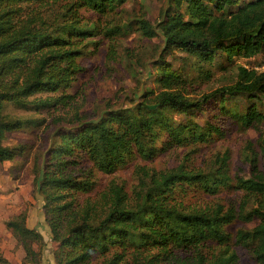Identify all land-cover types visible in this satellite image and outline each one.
I'll return each instance as SVG.
<instances>
[{
	"label": "trees",
	"instance_id": "obj_1",
	"mask_svg": "<svg viewBox=\"0 0 264 264\" xmlns=\"http://www.w3.org/2000/svg\"><path fill=\"white\" fill-rule=\"evenodd\" d=\"M126 1L0 0V162L22 157L27 150L23 144L4 145L7 134L42 122L11 116L5 112L7 105L40 109L71 98L61 92L30 99L38 93H58L75 79L80 70L78 46L96 33L94 26L84 23L81 11L105 14ZM230 7L233 10L226 12ZM135 22L143 36L162 39L155 78L159 90H146L143 99L131 109L102 115L93 127L84 129L83 121L56 127L49 146L33 161L36 191L42 198V231L28 226L29 215L25 211L5 222L24 251L21 264H41L47 247L45 237L57 243L51 250L55 264H86L95 253L104 254L115 242L125 243L134 235H138L142 246L190 249L194 264H235L234 255L226 254L224 248L233 241L249 249L255 264H264V171L260 168V162L264 163V112L256 104L263 101L264 69L238 65L232 84L191 97L182 89L184 75L163 58L172 49L208 63L218 54L228 60L260 54L264 51V0H167L159 21L142 17ZM121 32L117 24L105 30L108 36ZM225 96H244L253 103L240 115L231 114L224 106ZM214 104L218 113L210 116L212 120L205 127L192 120L178 122L172 116H189ZM219 114H231L243 129L251 128L259 134L256 144L246 141L233 177L226 169L227 157L208 173L182 165L160 171L137 165L134 204L128 205L123 186L114 181L102 195L103 215H99V202L95 200L86 198L78 203L75 193L89 192L93 186L88 173L79 177L69 169L79 163V153L87 154L98 165L104 160L121 162L127 156L151 161L168 145L187 141L203 144L214 135L223 136L221 122H214ZM161 136L163 146L158 145ZM244 172L249 176L243 177ZM190 187L207 195L233 187L253 196L255 205L246 210L248 201L242 200L239 209L225 208L218 202L190 208L173 199L177 188L185 191ZM236 219L257 223L250 229H238L232 236L226 226ZM209 242L223 249L219 254L205 253ZM0 264L11 263L0 255ZM104 264L118 262L112 257Z\"/></svg>",
	"mask_w": 264,
	"mask_h": 264
},
{
	"label": "rangeland",
	"instance_id": "obj_2",
	"mask_svg": "<svg viewBox=\"0 0 264 264\" xmlns=\"http://www.w3.org/2000/svg\"><path fill=\"white\" fill-rule=\"evenodd\" d=\"M166 7L167 0H127L114 11L105 14L82 10L84 23L89 27L94 26L96 33L78 46L81 51L77 58L80 70L75 79L69 87L58 93H38L30 99H44L57 96L61 92L71 95V98L57 106L40 109L24 110L12 104L7 105L5 112L11 116L42 121L38 125H29L7 134L3 141L7 146L23 144L27 147L22 157L0 162V255L11 264H21L24 251L16 244L5 222L14 214L25 211L29 215L28 226L37 227L42 231V198L36 191L33 161L35 155L40 156L49 146L56 127L59 124L63 127L76 125L83 121L86 123L83 128L87 129L94 126L102 115L131 109L136 102L143 99L146 90L155 93L159 90L155 78L160 66L158 62L162 54V39L159 36H143L135 20L143 17L155 23L161 19ZM230 10H233V7L225 11ZM115 24L120 26L123 32L106 35L105 30ZM163 58L172 68L184 75L182 89L191 97H199L232 84L238 65L264 69V51L250 59L235 56L228 60L218 54L208 63L200 62L199 58L185 51L172 49L166 52ZM252 103L253 100L244 96H225L224 99V106L231 114L235 112L240 115ZM256 104L258 109L264 112V98ZM216 106L217 104H214L208 109L193 111L189 116L179 113H172V116L178 122L192 120L205 127L211 119L210 116L218 113ZM231 114H219L215 117L214 122L219 120L225 131L223 136L214 135L203 144L193 145L188 141L186 144H167L168 146L151 161L127 156L121 162L107 163L104 160V163L98 165L94 164L87 154L79 153V163L69 169L76 175L88 173L93 186L89 192L75 193L78 203H82L86 198L95 200L96 203L99 202V215H103L105 209L102 195L108 190L109 183L114 181L123 186L128 205L134 204L132 190L138 183V177L134 174L137 165H147L157 171L182 165L185 169H199L208 173L215 171L221 165V159L227 157L226 169L228 175L233 177L240 165L246 141L251 140L256 144L259 134L251 128L243 129ZM162 139L163 136L159 139V146L164 145ZM260 168L264 171L262 161ZM242 174L243 177L249 176L245 172ZM182 189L177 188L174 191L173 199L181 201L185 207L203 208L218 202L225 208L239 209L242 200L248 201L246 210L255 205L253 196L244 195L233 187L221 190L215 195H207L196 187L187 188L185 191ZM256 223L257 220L245 223L236 219L226 226V230L234 236L238 229H250ZM45 240L50 247H45L41 264H55L51 250L57 243L46 237ZM224 248L226 254L234 255L235 264H255L248 248L236 245L233 241L228 242ZM204 249L205 253L219 254L223 247L209 242ZM112 257L118 264H194L195 259L190 249L179 250L169 246L167 250H162L149 245L142 246L138 235H134L125 243L115 242L104 254L95 253L86 264H104Z\"/></svg>",
	"mask_w": 264,
	"mask_h": 264
},
{
	"label": "crops",
	"instance_id": "obj_3",
	"mask_svg": "<svg viewBox=\"0 0 264 264\" xmlns=\"http://www.w3.org/2000/svg\"><path fill=\"white\" fill-rule=\"evenodd\" d=\"M47 247H50V245H47ZM51 250V249H50Z\"/></svg>",
	"mask_w": 264,
	"mask_h": 264
},
{
	"label": "built area",
	"instance_id": "obj_4",
	"mask_svg": "<svg viewBox=\"0 0 264 264\" xmlns=\"http://www.w3.org/2000/svg\"><path fill=\"white\" fill-rule=\"evenodd\" d=\"M263 98H264V95H263Z\"/></svg>",
	"mask_w": 264,
	"mask_h": 264
}]
</instances>
